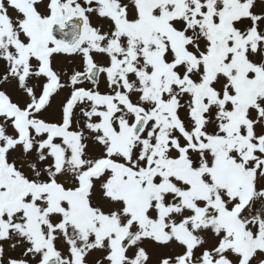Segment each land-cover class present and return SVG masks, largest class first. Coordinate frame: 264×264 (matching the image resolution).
Segmentation results:
<instances>
[{"label": "snow or ice", "instance_id": "6c2138e0", "mask_svg": "<svg viewBox=\"0 0 264 264\" xmlns=\"http://www.w3.org/2000/svg\"><path fill=\"white\" fill-rule=\"evenodd\" d=\"M0 264H264V0H0Z\"/></svg>", "mask_w": 264, "mask_h": 264}]
</instances>
